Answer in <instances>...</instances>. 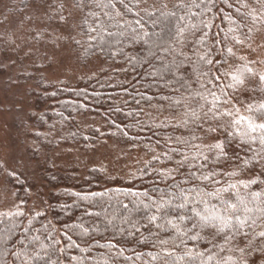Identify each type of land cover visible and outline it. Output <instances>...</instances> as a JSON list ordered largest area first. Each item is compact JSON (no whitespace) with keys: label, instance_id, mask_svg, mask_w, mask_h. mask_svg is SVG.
<instances>
[{"label":"snow or ice","instance_id":"obj_1","mask_svg":"<svg viewBox=\"0 0 264 264\" xmlns=\"http://www.w3.org/2000/svg\"><path fill=\"white\" fill-rule=\"evenodd\" d=\"M33 7L35 38L48 37L53 60L75 51L88 62L142 70L144 91L109 83L137 105L110 107L132 122L109 123L133 147V129L148 128L157 140L125 186L65 190L72 204L59 210L70 222L59 227L14 192L0 208V264H264V58L255 56L264 45L254 47L264 36V0H33ZM141 101L164 118L145 124L139 115L152 113ZM0 170L23 183L5 163ZM91 171L110 183L124 179L103 164Z\"/></svg>","mask_w":264,"mask_h":264},{"label":"rangeland","instance_id":"obj_2","mask_svg":"<svg viewBox=\"0 0 264 264\" xmlns=\"http://www.w3.org/2000/svg\"><path fill=\"white\" fill-rule=\"evenodd\" d=\"M36 15L33 0H0V20L8 17L6 23H0V162L20 174V180L30 190L27 206L35 203L37 208H41L44 201L50 204L51 191L44 187L38 165L45 163L47 157L51 158L54 168L76 167L82 170L103 164L109 173L125 176L149 157L140 148L122 146L110 139L89 149L70 143L66 138L64 143L50 145L51 140L48 139L58 134L53 131L59 127H48V123L41 129L31 123L44 112L37 103L38 96L30 95L31 89L38 90L34 77L75 86L81 78L96 75L104 67L101 60L81 62L75 51L63 52V63L61 57L53 60L48 37L42 40L35 38L34 29L38 22L30 21L28 17ZM257 45H264V36L256 38L254 47ZM255 56L264 58V46L258 47ZM27 76L32 77L28 79ZM74 124H81L84 129L99 128L103 126V120L77 117ZM40 135L44 138L39 139ZM36 148L40 151L38 159L30 153V149ZM14 183H9L7 175L0 170V208L14 201V192H18Z\"/></svg>","mask_w":264,"mask_h":264},{"label":"trees","instance_id":"obj_3","mask_svg":"<svg viewBox=\"0 0 264 264\" xmlns=\"http://www.w3.org/2000/svg\"><path fill=\"white\" fill-rule=\"evenodd\" d=\"M148 2L151 3V0H148ZM169 6L171 7V4ZM217 23H219V21H217ZM78 60L83 63L88 62V60L86 59ZM94 60L97 59H91V61ZM102 62L104 63V67L98 74L81 78L75 86L65 84L64 82L50 83L42 77H34L33 81L35 82L34 84L38 87V90L31 89L30 95L38 96L37 103L39 104V108H44V112H42L35 119H32L31 123L37 125L38 127H41V129L45 128L48 123H50L48 127H59L55 129L57 131H53L54 133L58 132V134L54 138L48 139V141L51 140L49 142L50 145L51 143H64L66 138V140H68V142L70 143L81 145L83 147H86V149H89L91 147H95L105 139H110L114 143L122 146H126L129 148H140L143 153L149 157L151 154H146L147 148L150 143L155 144V141L157 140V137L153 135L152 131L148 130V128H145L142 132L139 133H137L136 129L131 130L130 135H138V139L134 142L136 145H138V147H133V142H130L126 137L121 136L117 132L115 126L109 123V120H115L117 124L132 122L131 118H125L120 113L109 112L110 107L120 106L124 108L125 112L137 109V105L134 103L132 96L125 93L121 87H109V83H119L123 81L124 87H126L129 92H132L134 86L139 91H144V88L141 86L143 84V81L137 83L138 73L142 70L137 69V71H132L131 66L125 64L124 67L128 68V71L124 72L119 70L120 63H115L111 59H108L106 62ZM113 66H115L117 71H113ZM31 77L32 76H27L28 79H30ZM84 90H86V93ZM53 92H55L56 95L53 96ZM76 92H81V95L77 96L75 94ZM85 94L88 97L86 101L84 100ZM132 95L134 96L135 93L133 92ZM125 99L128 100L127 105L123 103ZM137 99H139V97H137ZM77 102L86 103L87 108H78ZM140 107H143L146 113H152L151 117L144 114L139 115V119L143 120L145 124H156L159 122V120H162L164 118L163 116H157V114L152 109H150L147 103L144 101H141ZM58 113H63V117L58 115ZM87 116L95 120H97V118L103 120V126L99 127V129L102 133H105V135L100 136L99 134L94 132V129L98 127L84 129L81 124H74V121H76L77 117ZM65 129H67V131ZM156 131H160L161 133L163 132L162 129H156ZM113 132H116L117 134L110 135V133ZM72 133H75V136H73ZM85 136H90L92 137V139L85 140ZM42 138L44 137H41L40 135L39 139ZM49 144L47 143L46 147H48ZM39 152L40 151H38V148H36V150L30 149L31 155L37 159ZM45 161V163H39L38 165L45 185L44 187H47V189H50L49 191H51L49 196L50 204L55 206V210L47 209L44 203L41 208H45V210L48 212L47 219L52 220L53 223H56L57 227H59L60 222H70L69 216L59 210V205L62 203L67 202L69 204H72V197L63 195L65 190L86 191L91 188H95L98 182L101 184V187L105 185L109 187L125 186L127 177L129 175L128 174L125 176L120 174H112L115 176L123 177L124 179L110 183L103 179L101 173L91 171L92 168H98V166H91L87 169L82 170H80L79 168L77 169L76 167L62 169L59 167L54 168L53 166H51L52 160L49 157H47ZM141 167L142 164L139 165L133 172H136L137 169ZM136 183L138 186H143L140 185L139 181H137ZM16 186L18 188L17 193L19 194V197L22 199H27L28 201V196H26L24 191L25 188L27 189V187H25V183L23 182L22 184H16ZM70 211L73 218L78 215V210L75 207H73Z\"/></svg>","mask_w":264,"mask_h":264}]
</instances>
